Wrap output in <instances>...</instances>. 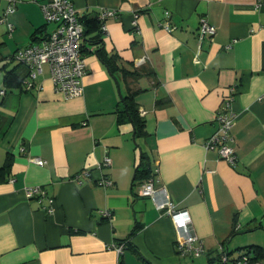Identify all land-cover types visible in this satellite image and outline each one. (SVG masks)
<instances>
[{
  "label": "crops",
  "instance_id": "crops-1",
  "mask_svg": "<svg viewBox=\"0 0 264 264\" xmlns=\"http://www.w3.org/2000/svg\"><path fill=\"white\" fill-rule=\"evenodd\" d=\"M47 1L17 0L11 31L0 23V264H209L223 254L234 264L240 248L264 249V0H72L85 23L86 74L71 99L53 90L46 64L29 91L3 83L7 72L27 77L10 57L53 29L41 12ZM7 6L0 0V15ZM107 10L114 15L101 19ZM201 18L215 34L199 41ZM122 70L141 74L124 80ZM127 84L139 90L145 122L136 141L117 116ZM232 87L234 167L203 148ZM105 155L111 164L97 169ZM141 161L188 211L205 259L177 253L170 218L139 195ZM83 170L90 175L78 183ZM102 175L112 185L99 186ZM27 186L53 198L50 213L27 199ZM127 240L117 256L111 244Z\"/></svg>",
  "mask_w": 264,
  "mask_h": 264
},
{
  "label": "built area",
  "instance_id": "built-area-1",
  "mask_svg": "<svg viewBox=\"0 0 264 264\" xmlns=\"http://www.w3.org/2000/svg\"><path fill=\"white\" fill-rule=\"evenodd\" d=\"M17 0H8V6L0 16V23H5L8 31H11L12 24L7 21L6 16L14 11ZM41 12L45 24L53 25V29L38 44L28 45L17 50L13 55V60L28 67V75L23 80L24 90H31L38 87L35 83L36 76L41 73L42 66L46 64L50 72V80L53 90L62 94L65 98L71 99L82 96V78L86 74V64L81 52V38L83 36V24L80 21L78 11L73 6L72 0H48L41 5ZM114 15V11L107 10L101 12V19ZM137 13L134 14L132 24L136 25ZM162 27L170 30L172 27L165 22ZM101 31L105 32V25H101ZM215 26L208 23L206 19L199 20L197 38L200 41L204 35H214ZM229 48V46H226ZM3 95L4 91L0 90ZM234 94V88L229 89V93L222 102L217 112V127L208 139L203 143L206 151H214L218 157L226 161L231 167L236 164V155L232 146L231 128L236 116L232 112L230 105ZM143 115V112L139 113ZM31 161L39 166L44 165V161L39 157L31 158ZM111 164L108 156H104L102 161L97 163V169L107 167ZM154 176L143 181L139 185V195L149 197L155 203V208L166 214L176 232L175 249L183 256L197 257L203 252L201 241L193 231L191 218L188 211L176 209L174 204L168 199L163 187H156L157 170ZM90 175V171L83 170L76 177L78 183L82 182V177ZM97 184L102 187L112 185V181L102 175ZM27 199L35 198L42 209L50 213L52 211L53 198L48 196L40 186H27L24 188ZM46 202V205H42ZM103 217H109L110 212H102ZM127 241L111 244L116 255L119 256L126 248ZM222 263L227 261V256H221ZM234 264H260L251 261L249 256L241 253L233 262Z\"/></svg>",
  "mask_w": 264,
  "mask_h": 264
},
{
  "label": "trees",
  "instance_id": "trees-1",
  "mask_svg": "<svg viewBox=\"0 0 264 264\" xmlns=\"http://www.w3.org/2000/svg\"><path fill=\"white\" fill-rule=\"evenodd\" d=\"M80 21L82 22L83 27L85 29V23L82 20V18H80ZM81 52H82V49H81ZM10 58L13 60L12 56ZM121 74L124 80H126L127 78H131L132 80H135L141 74V71L130 72L127 70H122ZM24 79L25 78H20L14 72H7L3 76V83L5 85V88L10 90L16 87H21ZM138 91H139L138 89L134 90L130 88L127 84L125 95H122L120 97L121 108L117 111L118 121H121L122 119H125V118L130 120L132 124V128H133L134 141L146 135L145 122L142 116L139 114L137 103L135 102V96ZM141 157L143 158V153L141 154ZM10 161H11L10 157L6 159L5 163L3 164V167H1V173H3L5 169L9 168L10 163H11ZM154 175L155 174L153 170L150 167H148L146 163L144 164L141 161L140 164L135 168L134 180L138 181L137 183H141L147 180L148 178L153 177ZM128 243L129 242L127 240L126 247L129 246ZM239 250L241 253L247 254L249 258L251 259V261L260 262V260L264 258V249H262V247L260 246L252 245L249 247L240 248ZM240 254L238 255V257L240 256ZM237 258H235L233 262ZM215 262H217V264H222L221 256H217V257L209 259V264H215Z\"/></svg>",
  "mask_w": 264,
  "mask_h": 264
},
{
  "label": "rangeland",
  "instance_id": "rangeland-1",
  "mask_svg": "<svg viewBox=\"0 0 264 264\" xmlns=\"http://www.w3.org/2000/svg\"><path fill=\"white\" fill-rule=\"evenodd\" d=\"M235 254L237 255V252H235ZM200 258L205 259V255L203 253L200 254Z\"/></svg>",
  "mask_w": 264,
  "mask_h": 264
},
{
  "label": "water",
  "instance_id": "water-1",
  "mask_svg": "<svg viewBox=\"0 0 264 264\" xmlns=\"http://www.w3.org/2000/svg\"><path fill=\"white\" fill-rule=\"evenodd\" d=\"M117 87H118V84H117Z\"/></svg>",
  "mask_w": 264,
  "mask_h": 264
}]
</instances>
